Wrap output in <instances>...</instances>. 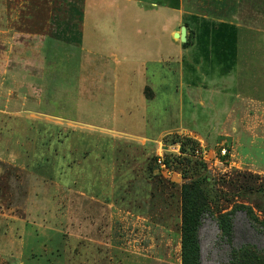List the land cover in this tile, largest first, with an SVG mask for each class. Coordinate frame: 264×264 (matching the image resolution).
Instances as JSON below:
<instances>
[{"label": "rangeland", "instance_id": "rangeland-1", "mask_svg": "<svg viewBox=\"0 0 264 264\" xmlns=\"http://www.w3.org/2000/svg\"><path fill=\"white\" fill-rule=\"evenodd\" d=\"M253 2L239 16L259 41L238 63L243 84L217 79L226 87L195 104L163 54L146 106L141 62L111 71V42L137 62L153 41L170 48L168 30H138L132 15L120 31L111 0H0V264H181V186L193 180L211 211L200 264H231L246 244L264 264V0ZM225 213L231 241L215 219Z\"/></svg>", "mask_w": 264, "mask_h": 264}, {"label": "crops", "instance_id": "crops-1", "mask_svg": "<svg viewBox=\"0 0 264 264\" xmlns=\"http://www.w3.org/2000/svg\"><path fill=\"white\" fill-rule=\"evenodd\" d=\"M228 4L229 8H227ZM253 6V0H111V11L116 15L115 19L121 21L120 31H125L127 19L135 15V28L138 30L140 29L138 26L149 33L168 30L171 38L170 48H164V42L153 41L148 45L151 47L150 50L146 51L148 57L137 62L129 58L126 52H122L128 46L124 39L111 42L113 48L111 71L124 63L141 62L140 71L143 73V80L139 94L141 103L147 106L153 103L157 97L155 85L147 74L148 66L156 64L162 68L163 62H166L164 54L170 63L175 65L173 67L176 72L183 79H188L190 101L205 105L208 102L207 97H204L205 92L210 95L214 92H221L222 88L226 87L225 83H217V79L223 80L224 77H228L229 80L226 82H231L236 89L244 83V73L238 70V63H243V59L256 54L252 49L256 45L253 47L252 44L253 42L258 44L259 41L258 39L254 40V27L245 26L239 16L243 15L244 11L246 12L244 15H246L247 8H250L249 13L253 12ZM152 20H156L154 24L151 22ZM182 26L185 27V41L190 42L187 45H184L179 36H176ZM215 56L216 62L213 60ZM227 56L231 59V65L224 68V66L222 67L223 60ZM205 65H207L206 68L203 67ZM220 65L222 72H217ZM129 66L132 70V66ZM153 74L154 72L151 77H154ZM184 85H186L185 82ZM252 87L254 89V83ZM179 88L180 83H178ZM169 89L171 90V88ZM174 90L176 91V87ZM236 97H239V93L236 94ZM243 97L253 98L252 95ZM123 102L126 104V100ZM232 130L236 131L237 129L233 127ZM188 133L196 135L193 137L203 138L195 131L189 130ZM219 134L222 135L219 131L210 138L214 139ZM161 148L159 147L158 150Z\"/></svg>", "mask_w": 264, "mask_h": 264}, {"label": "trees", "instance_id": "trees-1", "mask_svg": "<svg viewBox=\"0 0 264 264\" xmlns=\"http://www.w3.org/2000/svg\"><path fill=\"white\" fill-rule=\"evenodd\" d=\"M187 43L185 42L184 45ZM187 141H191L194 147L198 146V142L193 138H187ZM177 142L178 141H174ZM165 150L163 157V163L165 168L162 170H168V160L166 155L168 153ZM157 159V158H156ZM246 215L250 218L252 211L250 207L240 205ZM210 208L208 205L207 197L204 190L200 187L198 181L193 180L189 183L181 186V237H180V256L181 264H200V247L198 239V229L201 224V220L205 214H210ZM217 224L222 231L223 237L227 241H231L232 234V218L230 214H220L216 218ZM257 251L255 248L246 244L241 248H231L230 250V263L231 264H257L260 262Z\"/></svg>", "mask_w": 264, "mask_h": 264}, {"label": "built area", "instance_id": "built-area-1", "mask_svg": "<svg viewBox=\"0 0 264 264\" xmlns=\"http://www.w3.org/2000/svg\"><path fill=\"white\" fill-rule=\"evenodd\" d=\"M175 148L171 147V148H166L167 151H171V150H174ZM164 151L163 152H160L157 154V162L159 163L160 167L162 168H165V164L163 163V155H164ZM226 154V148L225 147H222L220 149V155H225Z\"/></svg>", "mask_w": 264, "mask_h": 264}, {"label": "water", "instance_id": "water-1", "mask_svg": "<svg viewBox=\"0 0 264 264\" xmlns=\"http://www.w3.org/2000/svg\"><path fill=\"white\" fill-rule=\"evenodd\" d=\"M176 36H179L180 40L184 41L185 40V27L182 26L180 28V32L176 33Z\"/></svg>", "mask_w": 264, "mask_h": 264}]
</instances>
